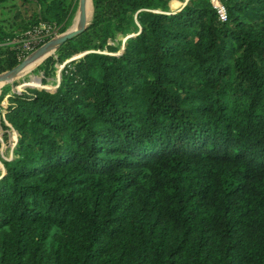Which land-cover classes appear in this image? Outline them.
I'll return each instance as SVG.
<instances>
[{"label":"trees","instance_id":"trees-1","mask_svg":"<svg viewBox=\"0 0 264 264\" xmlns=\"http://www.w3.org/2000/svg\"><path fill=\"white\" fill-rule=\"evenodd\" d=\"M33 1L60 30L77 9ZM170 1L93 0L41 64L86 51L57 87L10 95L0 264H264V0H225V21ZM15 36L0 22V72Z\"/></svg>","mask_w":264,"mask_h":264},{"label":"rangeland","instance_id":"rangeland-1","mask_svg":"<svg viewBox=\"0 0 264 264\" xmlns=\"http://www.w3.org/2000/svg\"><path fill=\"white\" fill-rule=\"evenodd\" d=\"M66 2V5L71 4V2H75L77 4V9L74 11L72 18H70L69 22L66 24L65 28L60 30V25L57 24L55 27L57 28V33L60 34L70 28H73L75 25V22H77V11L79 8V2L80 0H64ZM36 2L31 1H25L24 0H4L0 1V22L10 31L15 32L16 35H22L30 26L34 24H38V22H33V19H30V14L33 9H35ZM91 16H89L88 20L91 23L92 19L94 17V2L92 0V7H91ZM129 35V34H128ZM128 35H120L118 38H121L125 41ZM56 36V34H54ZM53 37V36H52ZM14 38V37H12ZM12 38H9L8 40H11ZM7 40V41H8ZM8 43V42H6ZM10 45L14 43H8ZM124 44V43H123ZM13 46V45H12ZM123 46V45H122ZM14 47V46H13ZM103 50H107L104 48ZM83 52L74 54L73 56L66 58L65 60H56L54 61L53 66L54 70L48 72L46 74L45 69L41 67V64L44 63L46 58L50 55H53L54 57H58L59 51L58 49L55 50L53 53L48 55L45 59L41 60L37 65H35L32 69H30L27 72H24L23 74L17 75L14 79L6 82L2 85L0 88V95H2V98L0 99V107L4 104L10 103V95L16 91H23L26 90L25 84L29 85H36V86H50L51 88L55 87L57 84H59V80L61 79V71L64 66V64L70 60L73 57L81 56ZM28 54L25 56H21L20 61L23 60ZM19 61V62H20ZM18 62V63H19ZM47 76V82L41 81L42 78ZM19 77V78H18ZM32 77L36 80H40L42 82V85H37L36 82H29ZM28 82V83H27ZM24 83V84H23ZM3 109V108H2ZM5 123L9 125L8 128H5L3 126H0V167L4 169V162L2 158H11L14 156V148L16 146V143L19 139V132L18 130L7 120H5ZM14 128V129H13Z\"/></svg>","mask_w":264,"mask_h":264},{"label":"water","instance_id":"water-1","mask_svg":"<svg viewBox=\"0 0 264 264\" xmlns=\"http://www.w3.org/2000/svg\"><path fill=\"white\" fill-rule=\"evenodd\" d=\"M87 0H80L79 8L77 11V22L74 28H70L56 36H53L39 45L33 51H31L23 60L14 65L13 67L0 72V80H12L14 79L27 65L34 62L36 59L43 57L45 59L48 55L57 50L65 41L73 38L81 33L90 24L88 18L89 15L86 9ZM124 48V46H122ZM86 52V51H85ZM83 52V54L85 53ZM61 80V79H60ZM59 80V81H60ZM29 85V84H25ZM58 85V84H57ZM57 85L55 87H57ZM51 88L50 86H43ZM53 87V88H55Z\"/></svg>","mask_w":264,"mask_h":264},{"label":"built area","instance_id":"built-area-1","mask_svg":"<svg viewBox=\"0 0 264 264\" xmlns=\"http://www.w3.org/2000/svg\"><path fill=\"white\" fill-rule=\"evenodd\" d=\"M190 0H179L181 5H186ZM215 8L218 18L225 21L229 18L228 8L225 0H210ZM182 6V7H183ZM56 24L40 21L38 24L30 26L22 35L15 36L6 42L17 48L19 57L25 56L44 43L46 40L58 34ZM5 42V43H6ZM3 119L7 120L5 112L2 113ZM14 129V128H13Z\"/></svg>","mask_w":264,"mask_h":264},{"label":"bare ground","instance_id":"bare-ground-1","mask_svg":"<svg viewBox=\"0 0 264 264\" xmlns=\"http://www.w3.org/2000/svg\"><path fill=\"white\" fill-rule=\"evenodd\" d=\"M91 7H92V0H87L86 9H87V13L89 16H91V9H92ZM75 26H76V22H75V25L73 26V28ZM42 58L43 57H40V58L36 59L34 62L27 65L18 75L23 74L24 72H27L30 69H32L35 65H37L42 60ZM32 78H34V77H32ZM8 81H10V80H0V88L2 87L3 84H5Z\"/></svg>","mask_w":264,"mask_h":264},{"label":"crops","instance_id":"crops-1","mask_svg":"<svg viewBox=\"0 0 264 264\" xmlns=\"http://www.w3.org/2000/svg\"><path fill=\"white\" fill-rule=\"evenodd\" d=\"M174 1V0H173ZM172 0L170 1V8H171V10H178V9H180V8H182V6L183 5H181L180 4V2H179V0H177L178 1V4L177 5H172V2H173ZM60 82V81H59ZM8 106V104H4L3 103V106L1 105V107H0V110H1V116H2V113L3 112H6V107ZM3 108V109H2ZM0 126H2V124H0ZM1 168V167H0Z\"/></svg>","mask_w":264,"mask_h":264}]
</instances>
